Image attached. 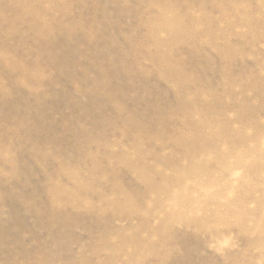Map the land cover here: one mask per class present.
<instances>
[{
  "label": "rangeland",
  "instance_id": "1",
  "mask_svg": "<svg viewBox=\"0 0 264 264\" xmlns=\"http://www.w3.org/2000/svg\"><path fill=\"white\" fill-rule=\"evenodd\" d=\"M0 264H264V0H0Z\"/></svg>",
  "mask_w": 264,
  "mask_h": 264
}]
</instances>
